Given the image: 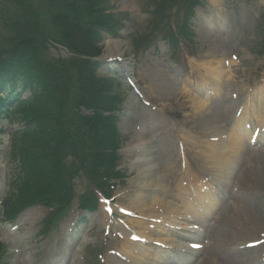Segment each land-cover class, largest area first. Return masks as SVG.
Returning a JSON list of instances; mask_svg holds the SVG:
<instances>
[{"label":"rangeland","instance_id":"1","mask_svg":"<svg viewBox=\"0 0 264 264\" xmlns=\"http://www.w3.org/2000/svg\"><path fill=\"white\" fill-rule=\"evenodd\" d=\"M8 2L0 0V52L18 32V4ZM24 2L59 39L50 8L42 0ZM174 2L102 0L125 19L120 38L101 44L105 67L97 76H115L125 91L116 127L123 141L117 169L126 180L109 202L99 197L98 210L78 235L72 232L83 216L77 201L57 234L44 232L48 211L42 207L32 208L17 225H0L8 264H99L98 257L102 264H264V136L259 145L249 144L254 131L264 134V0H204L202 6L197 0L194 18L189 3H176L170 18L156 15L161 3L165 10ZM186 18L191 39L170 49L163 38ZM68 58L62 45L48 44L47 61ZM10 126L4 122L0 128L16 127ZM0 166L1 200L8 164ZM181 169L221 189L203 217L187 208L170 213L174 185L164 179ZM84 185L78 182V196ZM186 214L209 243L197 253L176 234L175 243L166 240L174 234L168 227L181 226ZM136 232L144 239L129 243ZM156 241L170 250L156 247ZM122 248L131 263L113 253Z\"/></svg>","mask_w":264,"mask_h":264},{"label":"trees","instance_id":"2","mask_svg":"<svg viewBox=\"0 0 264 264\" xmlns=\"http://www.w3.org/2000/svg\"><path fill=\"white\" fill-rule=\"evenodd\" d=\"M14 1L21 11L15 26L23 35L0 53V122L24 125L10 135L7 158L16 171L0 219L13 223L26 208L41 205L52 209L45 220L50 228L69 212L80 180L86 188L79 206L87 212L96 210L95 191L110 196L111 182H124L116 170L122 144L117 113L124 100L115 78L97 76L103 66L94 60L107 36L119 37L124 21L102 0H42L59 28V39H53L31 4ZM176 3H189L191 15L197 0H175L172 6ZM187 20L180 35L188 33ZM51 39L67 49L69 59L46 60ZM170 40L177 42L173 34ZM25 92L30 95L22 100ZM4 257L0 245V264H7Z\"/></svg>","mask_w":264,"mask_h":264},{"label":"bare ground","instance_id":"3","mask_svg":"<svg viewBox=\"0 0 264 264\" xmlns=\"http://www.w3.org/2000/svg\"><path fill=\"white\" fill-rule=\"evenodd\" d=\"M111 45H113V43H110ZM110 47V46H109ZM183 187H178V189H176V192H175V198H177V199H181V195H180V189H182ZM172 194V193H171ZM160 195H162L163 196V194H160ZM173 195V194H172ZM156 203L157 204H163V199H162V201H156ZM161 207V206H160ZM174 208H176V207H174ZM166 240H168V243H173L174 242V240H173V238L172 237H167L166 238ZM125 250L126 249H121V252L120 253H123V252H125Z\"/></svg>","mask_w":264,"mask_h":264}]
</instances>
